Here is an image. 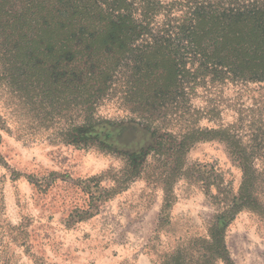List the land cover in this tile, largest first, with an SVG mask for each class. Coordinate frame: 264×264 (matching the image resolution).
Returning a JSON list of instances; mask_svg holds the SVG:
<instances>
[{
	"label": "trees",
	"instance_id": "obj_1",
	"mask_svg": "<svg viewBox=\"0 0 264 264\" xmlns=\"http://www.w3.org/2000/svg\"><path fill=\"white\" fill-rule=\"evenodd\" d=\"M263 82L264 0H0V88L39 111L41 124L66 120L54 132L66 146L106 149L117 123L97 112L110 100L151 140L121 155L119 173L78 181L87 200L68 227L142 176L164 185L167 219L172 185L187 177L216 211L203 263L233 264L226 228L242 212L264 221V115L254 116L255 105L223 125L221 95L228 85ZM198 97L205 107L195 108ZM202 120L214 125L200 127ZM203 142L221 144L240 170L236 192L212 164L184 168ZM179 262L177 253L164 264Z\"/></svg>",
	"mask_w": 264,
	"mask_h": 264
},
{
	"label": "rangeland",
	"instance_id": "obj_2",
	"mask_svg": "<svg viewBox=\"0 0 264 264\" xmlns=\"http://www.w3.org/2000/svg\"><path fill=\"white\" fill-rule=\"evenodd\" d=\"M221 101L223 125L233 124L239 111L255 105L261 112L254 116L264 115V82L228 85ZM194 106L203 108L205 103L198 97ZM38 112L0 88V264H164L177 253L179 264L208 261L203 241L216 211L201 184L187 177L172 185L175 199L165 211L167 219L162 218L164 185L142 176L102 204L92 218L68 227L74 207L85 208L87 200L78 181L119 173L121 155L147 147L151 140L128 124L116 100L105 102L97 112L117 123L105 150L61 144L54 132L66 120L41 124ZM213 125L200 122V127ZM197 163L214 165L236 192L240 170L221 144L197 143L186 154L184 168ZM110 185L103 180L102 186ZM225 244L233 264H264V221L240 213L226 228Z\"/></svg>",
	"mask_w": 264,
	"mask_h": 264
}]
</instances>
